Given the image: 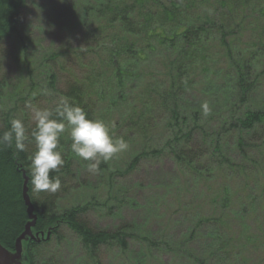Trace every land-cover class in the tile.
<instances>
[{"label":"trees","instance_id":"1","mask_svg":"<svg viewBox=\"0 0 264 264\" xmlns=\"http://www.w3.org/2000/svg\"><path fill=\"white\" fill-rule=\"evenodd\" d=\"M26 3L0 0V50L5 43L14 46L21 56L18 66L26 70L32 88V70L43 79L42 89L57 98L49 108L68 97L88 118L104 120L113 137L124 138L128 145L136 143L123 151L129 159L128 171L141 160L169 156L186 181L193 178L195 184L207 186L216 174L225 175L227 184L215 195L219 214L199 217L196 225L212 226L213 254L229 256L228 242L217 241L220 233L229 232L233 222L240 224L239 219L249 224L257 211L264 210V100L258 98L264 99V0L88 3L85 46L70 54L29 53L21 32ZM63 70L70 79L62 90L57 83ZM199 100L207 102L209 115H203L205 102ZM11 120L5 117L0 134L10 128ZM230 140H235L241 153L238 161L227 156ZM70 144L66 131L60 140L64 166L50 173L61 181L55 193L34 190L29 166L34 141L26 142L23 152H17L14 144L0 146V245L14 252L28 222L23 174L36 216L33 233L50 231L46 241L23 243L28 264H40L41 252L63 240L62 228L74 235L93 264L99 263V254L106 248L128 253L129 240L136 237L131 226L91 229L83 220L90 202L58 208L67 179L78 165H85L71 152ZM111 163L102 162L99 174ZM231 236L230 244L239 245V234ZM250 237L245 241L250 242ZM141 241L148 248L139 250V259L159 246L147 238ZM239 256L237 252L235 257Z\"/></svg>","mask_w":264,"mask_h":264},{"label":"rangeland","instance_id":"2","mask_svg":"<svg viewBox=\"0 0 264 264\" xmlns=\"http://www.w3.org/2000/svg\"><path fill=\"white\" fill-rule=\"evenodd\" d=\"M99 2L27 0L21 17V32L28 40L29 53L65 51L70 54L71 50L84 48L85 33L90 24L86 7L88 3ZM19 61L21 56L17 55L14 46L5 43L0 50V129L5 117H11L22 119L26 128L32 130L34 122L28 105L49 108L57 101L52 92L43 93L45 82L33 70L30 80L35 87L32 88L26 70L18 66ZM63 71L57 83L58 89L62 90L70 79L68 71ZM30 88L35 91L24 98ZM258 98L264 100L262 96ZM133 145L136 143L129 144ZM125 154H117L103 174H92L85 165H78L74 176L67 179L64 195L59 200L60 209L76 205V202L83 206L90 202L83 220L94 231L132 227L137 238L132 236L129 240V252L124 254L118 248L103 249L98 264H198V261L203 264H264V210L257 211L249 224L239 219L240 224L233 222L229 232L220 233L221 241H217L228 242L229 256L213 254L212 226L196 225L199 217L219 214L215 195L221 185L227 184L225 175L216 174L212 184L207 186L195 184L193 178L186 181L169 156L141 160L135 169L128 171L129 159H125ZM240 154L235 140H230L228 158L238 161ZM191 230L195 235L192 239ZM232 232L239 234V245L230 244ZM60 233L63 240L59 244L54 241L41 252L40 264H93L68 229L62 228ZM249 237L250 242L245 241ZM143 238L159 246L139 259V250L148 248L141 241ZM232 246L235 247L233 252ZM237 252L239 257H235ZM23 257L28 264L24 247Z\"/></svg>","mask_w":264,"mask_h":264},{"label":"clouds","instance_id":"3","mask_svg":"<svg viewBox=\"0 0 264 264\" xmlns=\"http://www.w3.org/2000/svg\"><path fill=\"white\" fill-rule=\"evenodd\" d=\"M50 94L49 89L42 90ZM31 110L34 128L29 132L20 118L10 121V128L0 134V146L11 147L23 152L26 142L34 141L35 151L29 161L32 184L37 192L55 193L61 188L59 177L50 173L64 166L60 140L67 131L71 152L85 163L86 170L99 174L102 162L112 160L117 154L126 151L128 142L122 137H113L108 125L102 119H90L86 111L68 97H61L54 108L28 105ZM203 115L210 114L207 102L201 105Z\"/></svg>","mask_w":264,"mask_h":264},{"label":"water","instance_id":"4","mask_svg":"<svg viewBox=\"0 0 264 264\" xmlns=\"http://www.w3.org/2000/svg\"><path fill=\"white\" fill-rule=\"evenodd\" d=\"M23 189H22V198L26 206V213L28 216V222L24 227L23 233L15 241L14 252H9L0 245V264H25L26 261H23V243L27 241H34L36 243L40 241H46L49 239L50 231L46 234H34L33 229L36 224V216L34 215V208L31 204L30 198L28 196V179L23 174Z\"/></svg>","mask_w":264,"mask_h":264},{"label":"bare ground","instance_id":"5","mask_svg":"<svg viewBox=\"0 0 264 264\" xmlns=\"http://www.w3.org/2000/svg\"><path fill=\"white\" fill-rule=\"evenodd\" d=\"M35 215V214H34Z\"/></svg>","mask_w":264,"mask_h":264}]
</instances>
